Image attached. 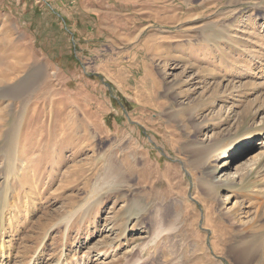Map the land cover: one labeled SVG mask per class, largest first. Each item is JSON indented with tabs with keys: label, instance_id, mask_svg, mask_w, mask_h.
<instances>
[{
	"label": "rangeland",
	"instance_id": "374dc122",
	"mask_svg": "<svg viewBox=\"0 0 264 264\" xmlns=\"http://www.w3.org/2000/svg\"><path fill=\"white\" fill-rule=\"evenodd\" d=\"M0 264H264V0H0Z\"/></svg>",
	"mask_w": 264,
	"mask_h": 264
},
{
	"label": "bare ground",
	"instance_id": "6f19581e",
	"mask_svg": "<svg viewBox=\"0 0 264 264\" xmlns=\"http://www.w3.org/2000/svg\"><path fill=\"white\" fill-rule=\"evenodd\" d=\"M13 146V145H12ZM7 150H8V148H7ZM207 153V152H206ZM224 153H221L220 154V156L221 157H224ZM261 159V158H260ZM257 163V162H256ZM8 167V166H7ZM209 174L211 173V172H208ZM6 183V182H5ZM11 184V183H10ZM240 246V245H239ZM236 249V252H238V253H240L241 255H249L250 254V252H251V249H250V246L248 245V244H243L242 246H240V247H237V248H235Z\"/></svg>",
	"mask_w": 264,
	"mask_h": 264
}]
</instances>
